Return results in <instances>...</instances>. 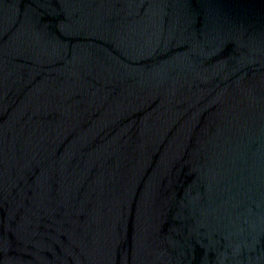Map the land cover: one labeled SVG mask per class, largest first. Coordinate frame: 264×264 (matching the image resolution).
I'll return each instance as SVG.
<instances>
[{
  "label": "water",
  "instance_id": "1",
  "mask_svg": "<svg viewBox=\"0 0 264 264\" xmlns=\"http://www.w3.org/2000/svg\"><path fill=\"white\" fill-rule=\"evenodd\" d=\"M0 264H264V0H0Z\"/></svg>",
  "mask_w": 264,
  "mask_h": 264
}]
</instances>
